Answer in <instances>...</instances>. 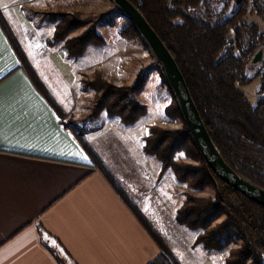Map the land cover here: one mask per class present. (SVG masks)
I'll return each mask as SVG.
<instances>
[{
  "label": "trees",
  "instance_id": "16d2710c",
  "mask_svg": "<svg viewBox=\"0 0 264 264\" xmlns=\"http://www.w3.org/2000/svg\"><path fill=\"white\" fill-rule=\"evenodd\" d=\"M130 1L142 12L177 61L223 158L242 177L264 188V94L256 105H251L238 88V85L251 80L244 75L245 62L259 49H263L261 64L264 69V29L245 20L248 13L264 17V0H242L237 8L235 0ZM112 2L115 9L123 14L120 7ZM52 15L56 17L54 40L64 42L69 56H80L88 46L105 43L92 18H82L78 13ZM2 26L16 45L21 63L34 85L61 115L62 109L15 43L7 24L4 22ZM79 28L84 30L72 36ZM120 34L126 39L141 37L147 44L129 18L120 29ZM150 52L173 93L166 115L169 119L179 120L182 125L178 129L152 126L145 136L144 149L158 157L162 169H173L177 178L195 192L204 191L208 186L214 191L213 196L187 195L178 220L201 229L198 240L204 242L207 248L222 249L239 242L240 247L230 251L227 264H264V206L224 182L209 166L160 63L151 49ZM143 77L141 73L134 84L116 86L98 73L91 84L99 93L97 107H105L111 114H120L126 122L136 121L147 112V105L137 98L144 88ZM62 122L92 154L96 167L156 240L161 252L147 264H181L150 226L144 213L130 200L116 177L88 146L84 137L87 130L65 123L63 119ZM187 158L198 161V164L186 162Z\"/></svg>",
  "mask_w": 264,
  "mask_h": 264
},
{
  "label": "crops",
  "instance_id": "0c3cea01",
  "mask_svg": "<svg viewBox=\"0 0 264 264\" xmlns=\"http://www.w3.org/2000/svg\"><path fill=\"white\" fill-rule=\"evenodd\" d=\"M11 2H0V264H147L160 254L156 240L34 85L2 26L31 66L26 8L37 17L77 0ZM85 141L114 175L95 143ZM122 176L142 212L156 206L162 186L141 192L134 175Z\"/></svg>",
  "mask_w": 264,
  "mask_h": 264
},
{
  "label": "rangeland",
  "instance_id": "374dc122",
  "mask_svg": "<svg viewBox=\"0 0 264 264\" xmlns=\"http://www.w3.org/2000/svg\"><path fill=\"white\" fill-rule=\"evenodd\" d=\"M5 1L0 0L1 3ZM8 1L14 5L23 0ZM32 8H26L33 17L27 22L33 34L30 37L31 66L35 73H39L62 109L63 121L88 131L84 134L85 139L95 143L125 192L132 194L133 187L127 184L129 180L124 182L123 173L134 175L131 182L141 192L155 190L151 189L154 185L163 187L164 191L160 189V193L156 194V206L149 208V211L144 209L143 213L158 237L181 264H227L230 251L239 248V242L222 249L207 248L204 242L198 240L201 229L187 226L178 220L179 210L187 195L213 196L212 187L195 192L177 178L173 169H162L158 157L144 149L145 136L152 126L178 129L182 123L166 115V107L172 102L173 93L165 83L147 44L141 37L126 39L121 36L120 29L128 18L115 9L112 0H77L73 7L61 5L55 8L57 14L78 13L82 18H92V23L105 39V43L88 46L80 56H69L64 42L53 40L56 28V17L52 18L54 12L48 13L45 8V11L37 12L36 17L31 12ZM42 15L44 20L41 27L44 30L39 22ZM110 19L113 21L110 22ZM245 20L264 29V17L257 13H248ZM83 30L79 28L71 35L77 36ZM51 42H54L53 48L48 45ZM35 43H38L37 47ZM54 48L51 52L50 49ZM253 58L254 55L248 57L244 67V75L251 80L238 85V88L244 92L251 105H256L264 94L261 92L264 88V69L261 61L254 62ZM98 73H102L104 79L116 86L132 85L143 73L144 88L137 94V98L147 105V112L134 122H126L120 114H111L105 107L99 109V93L91 86ZM185 161L198 164V161L189 158ZM161 173L162 178L158 181L155 177Z\"/></svg>",
  "mask_w": 264,
  "mask_h": 264
},
{
  "label": "water",
  "instance_id": "95a60500",
  "mask_svg": "<svg viewBox=\"0 0 264 264\" xmlns=\"http://www.w3.org/2000/svg\"><path fill=\"white\" fill-rule=\"evenodd\" d=\"M113 1L120 7L123 14L135 24L160 63L161 69L179 102L184 119L209 166L224 182L249 199L264 206V188L238 174L219 152L192 97L182 70L159 34L130 0ZM241 2L242 0H235V8L239 7ZM262 55L263 49H259L254 54L253 61H261Z\"/></svg>",
  "mask_w": 264,
  "mask_h": 264
}]
</instances>
